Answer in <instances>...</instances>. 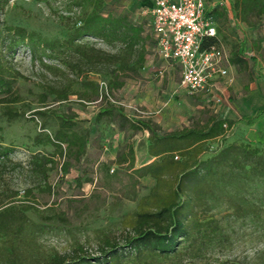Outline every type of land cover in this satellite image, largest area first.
I'll use <instances>...</instances> for the list:
<instances>
[{"label": "trees", "instance_id": "obj_1", "mask_svg": "<svg viewBox=\"0 0 264 264\" xmlns=\"http://www.w3.org/2000/svg\"><path fill=\"white\" fill-rule=\"evenodd\" d=\"M11 1L0 0L2 116L12 121L24 114L15 107L22 102L15 83L25 77L15 67L13 55L20 48H26L32 58L41 60L50 74L56 75L61 66L63 72L75 76V79H69L65 75L64 82L43 83L38 94L40 105L46 107L50 96L53 102H66L71 96H77L82 102L101 98L95 114L97 122L106 119L121 132H148L147 149L153 159L133 171L139 178L151 177L154 185L141 198L136 210L123 217L119 237L110 234L99 240L96 255L83 252L80 245L72 255L46 254L34 238L26 216L27 211L35 208L23 201L17 203L18 192L7 185V175L20 163L11 159L13 149L4 146L0 137V237L3 238L0 264H235L221 261L218 256L232 246L231 234L223 221L246 219L264 232V151L246 144H221L236 127L253 128L258 123H261L259 143L263 144L264 104L254 113L236 120L210 116L202 125L161 133L157 124L128 115L122 106L109 99L110 94L123 88L126 79L139 75L148 55V46L154 48L149 22L146 27L150 33L144 24L134 23L125 15L105 13L102 0H75L74 5L81 14L68 28L66 36L47 39L1 20V14ZM230 4L234 18L248 25L251 18L264 16V0H233ZM215 14L223 17L224 8L206 12L204 18L213 20ZM87 37L112 50L81 42ZM210 46L220 47L217 31L214 37L202 41L203 48ZM253 46L261 52L259 44L254 42ZM43 58L58 65H46ZM249 60L255 80L264 82V75L256 69V56L249 54L242 35L230 52L229 64L246 70ZM89 74L107 78L105 92L100 90L98 83L88 79ZM75 83L84 90L74 91ZM33 115L43 117L45 113L36 110ZM54 116L58 122L56 129L34 139L36 145L51 146L53 152L34 154L28 164L31 182L44 184L48 190L51 189L46 183L48 173L56 166L62 175H67L73 167L79 169L90 148L89 132L75 129L76 114L54 113ZM41 129H45L44 125ZM212 142L219 144L210 156L205 157ZM134 160L133 149L128 146L126 154L119 155L116 163H127L128 168L133 169ZM90 181L81 173L74 179L77 187ZM31 195L32 187L24 190L25 198ZM221 205L231 212L216 218L213 211ZM39 216L44 222L58 220L67 224L64 217Z\"/></svg>", "mask_w": 264, "mask_h": 264}, {"label": "rangeland", "instance_id": "obj_2", "mask_svg": "<svg viewBox=\"0 0 264 264\" xmlns=\"http://www.w3.org/2000/svg\"><path fill=\"white\" fill-rule=\"evenodd\" d=\"M105 13L114 16L125 15L134 23H142L146 27L150 22L146 0H102ZM75 0H47L37 3L31 0H12L1 14V20L12 26L25 28L47 39H63L68 28L80 16V9L74 5ZM221 3L215 5L220 10ZM219 46L229 57L236 39L242 35L246 39L250 55L256 56V69L264 75V16L251 18L252 26L235 29L230 16L214 15ZM147 30V27H146ZM148 31V30H147ZM148 33H150L148 31ZM153 37V35H152ZM153 41V40H152ZM84 43H94L96 47L111 51L112 48L94 38H84ZM259 44L261 52H257L253 43ZM256 45V44H255ZM15 67L25 79H17L15 87L22 98L15 107L23 111V116L9 121L2 116L0 104V137L4 146L13 149L11 159L20 163L13 172L7 175L9 189L17 191V203L32 205L35 210L26 212L34 238L41 244L46 254L59 253L72 255L78 245L90 256L97 253L98 242L105 235L115 234L119 237L122 219L136 210L139 201L146 196L154 180L151 177L139 178L129 169L127 163L119 165L116 159L126 154L130 145L136 152L134 168L149 159L144 155L148 143L146 132H121L111 126L106 119L97 122L95 114L101 105V98L93 102H82L77 96H71L66 102H53L50 96L46 107L38 103V94L43 83L66 81L75 76L60 70L56 75L41 64L39 58H32L26 48H20L13 55ZM43 63L58 65L43 58ZM248 68L240 70L230 65L229 76L216 81L214 92L219 102L207 100L203 95L191 96L181 87L180 70L175 64H166L148 46V55L144 66L137 77L125 80L122 89L109 95L112 103L124 108L126 113L150 120L157 124L160 132H171L185 127L202 125L210 116L236 120L243 115L254 113L264 104V82L255 80ZM162 70V75H158ZM88 79L99 84L105 92L106 77L89 74ZM74 91H83L78 83L73 85ZM36 110H43L45 116H34ZM54 113L76 114L78 118L76 130L89 132L90 148L79 169L73 167L67 175H62L59 168H53L44 184L33 183L28 164L32 155L37 153L51 154V146L36 145L35 137L52 133L57 126ZM44 125L45 129H41ZM261 123L253 128L238 126L228 133L221 146L237 143L251 145L264 151V143H259ZM218 142L209 144L210 156L218 146ZM59 161V160H58ZM81 173L91 179L77 187L75 177ZM32 187V195L24 197V190ZM225 205L219 206L213 214L216 218L230 213ZM55 215L64 217L67 224L58 220L44 222L40 216ZM231 234L232 246L219 254L221 261L228 260L235 264H264V232L248 220L228 218L223 221ZM3 238L0 237V245Z\"/></svg>", "mask_w": 264, "mask_h": 264}, {"label": "built area", "instance_id": "obj_3", "mask_svg": "<svg viewBox=\"0 0 264 264\" xmlns=\"http://www.w3.org/2000/svg\"><path fill=\"white\" fill-rule=\"evenodd\" d=\"M149 1L155 55L179 68L181 87L189 95L219 102L214 88L217 80L229 76V57L221 47H202L203 39L216 35L210 19L204 18L206 0Z\"/></svg>", "mask_w": 264, "mask_h": 264}, {"label": "crops", "instance_id": "obj_4", "mask_svg": "<svg viewBox=\"0 0 264 264\" xmlns=\"http://www.w3.org/2000/svg\"><path fill=\"white\" fill-rule=\"evenodd\" d=\"M230 2L231 1H233V0H229ZM222 2V4H221V8H224V10H225V14H224V16L223 17H228V16H230L231 17V19L234 21V24H235V27L237 28V31L239 30V28H243V26H245V27H250V26H252V23L251 24H246L245 22H243L241 19H236V18H234V16H233V12H232V9H231V4H230V2H228V0H206V7H205V13L206 12H210V11H212L213 9H215V5L217 4V3H221ZM146 3H147V8H148V13H149V9L151 8V3H150V1L149 0H146ZM209 19H210V21L212 22V24H213V26L215 27V29H216V25H215V23L213 22V20L209 17ZM242 30H244V29H242ZM230 64H229V60H228V69H229V71H230ZM125 85V84H124ZM124 87V86H123ZM250 114H252V113H250ZM128 115H131V114H128ZM246 115H249V114H246ZM242 117V116H241ZM240 117V118H241ZM239 119V118H238ZM113 127V126H112ZM144 132H146V131H144ZM147 134H148V132H146ZM148 138H149V134H148ZM148 144H149V141H148V143H147V146H146V148L144 149V155H146L149 159H147L145 162H143L142 164H140V166L139 167H141V166H144V165H146V164H148L153 158L148 154ZM130 146V145H129ZM132 147V146H131ZM132 149H133V153H134V159L136 158V152L134 151V148L132 147ZM138 167V168H139ZM135 168L133 167V170H134Z\"/></svg>", "mask_w": 264, "mask_h": 264}]
</instances>
